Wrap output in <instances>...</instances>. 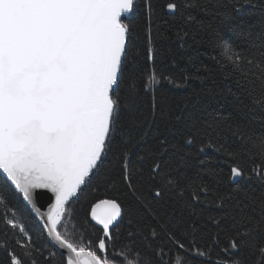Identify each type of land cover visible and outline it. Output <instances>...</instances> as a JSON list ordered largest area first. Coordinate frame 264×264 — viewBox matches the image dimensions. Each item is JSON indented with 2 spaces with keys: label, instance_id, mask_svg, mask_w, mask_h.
Here are the masks:
<instances>
[{
  "label": "snow or ice",
  "instance_id": "snow-or-ice-1",
  "mask_svg": "<svg viewBox=\"0 0 264 264\" xmlns=\"http://www.w3.org/2000/svg\"><path fill=\"white\" fill-rule=\"evenodd\" d=\"M211 2L162 0L157 8L153 0H143L142 8L141 0H0V175L14 186H0V226L5 236L0 241V264H264V204L255 213L236 202L235 214L213 218L217 230L210 241L198 237L193 227L190 236L184 233L187 243L175 233H167V241L153 243L155 228L146 234L120 232L124 218L135 211L120 196L131 193L141 199L127 150L120 154V180L126 191L121 193L115 180L106 179L122 109L137 94L135 86L127 88L124 76L138 12H144L151 45L157 11L161 16L179 15L186 24L199 23L188 9L206 12ZM245 10L264 14V0H232L226 16L234 19ZM183 35L187 32L182 28L177 37ZM238 35L246 47L223 38L212 44L225 78L240 90L234 95L242 109L264 113V34L248 30ZM253 47L258 57L246 54ZM147 51L154 61L156 52L151 46ZM161 77L177 88L186 86L188 79L176 82L169 75L158 76L153 68L139 87L154 92ZM186 127L184 146L199 142L201 153L208 149L222 153L230 182L253 176L264 182V135L229 124L227 131L241 143L227 149L220 143L225 129L219 124L192 120ZM148 179L154 182L152 199L157 202L169 196L174 205L192 209L210 195L220 199L203 183L170 177L161 163L151 166ZM93 181L105 182V195L87 214L84 227L90 235L78 238L72 205ZM17 196L34 215L41 212L42 197L54 198L46 218L38 215L39 231L46 232L43 244L35 242L27 217L15 202ZM221 220L230 223L222 225Z\"/></svg>",
  "mask_w": 264,
  "mask_h": 264
},
{
  "label": "trees",
  "instance_id": "trees-1",
  "mask_svg": "<svg viewBox=\"0 0 264 264\" xmlns=\"http://www.w3.org/2000/svg\"><path fill=\"white\" fill-rule=\"evenodd\" d=\"M162 0H153L158 8ZM232 0H212L208 11L188 9L197 17L199 23L186 24L179 15L165 13L163 16L157 11L153 20L151 45L144 12H138V22L135 24L133 42L128 53V65L125 72V84L128 89L135 86L136 95L129 98L130 106L122 109L123 118L114 146L110 163L107 166L106 179L115 180L121 193L126 191L124 182L120 180V154L127 150L132 161V180L137 184L141 199L137 200L128 193L120 199L134 206L135 211L124 218L120 232L141 231L148 233L155 228L157 237L153 243L167 241V233L188 242L184 233L191 235L193 227L197 236L210 241V234L217 230L213 218L220 219L226 212L235 214L238 210L233 207L236 202L245 207V211L254 210L258 213L264 204V182L257 177L241 179L238 182L229 181V170L224 162L222 153L208 149L200 152L199 142L192 146H184L186 125L192 120L201 123L219 124L225 129L220 143L227 149L238 148L241 141L227 131V126H244L255 136L264 135V113L256 109L249 113L242 109L236 99L240 90L236 84L225 78L221 70V60L218 49L213 47L212 41L223 38L229 43L245 46L244 40L238 35L240 31L251 30L257 34H264V14L260 11L245 10L240 17L229 19L226 13L231 12ZM143 8V0H141ZM235 16V14H232ZM243 19L247 23L240 24ZM184 29L187 35L177 37V32ZM151 46L156 52L154 61L148 59V48ZM246 54H256L253 47ZM155 68L157 75H169L176 82L184 80L186 86L173 87L162 77L157 90L145 92L139 87L148 79V74ZM236 94V95H234ZM155 97V108L153 107ZM243 98V97H241ZM247 103V101H245ZM181 116L177 120V116ZM253 116L255 119H253ZM161 163L164 170L172 178H187L197 184L203 183L210 187L220 199L210 195L207 199L195 204L194 208H182L173 204L169 196L157 202L152 199V181L148 179L151 166ZM219 177V179H217ZM10 186L0 175V186ZM100 191H96V187ZM105 182L93 181V185L81 195L72 205L77 227V237L83 235L85 239L91 230H85V220L91 205L105 195ZM20 211L27 217V226L36 237L37 244L45 242L46 235L40 232L41 225L33 216L22 197H15ZM221 205V206H218ZM2 210V209H0ZM195 213V215H193ZM131 221V223H129ZM230 220H221L222 225H228ZM63 231V228L61 229ZM5 239L0 226V241ZM199 239L197 243H201ZM142 244V240L137 241ZM54 250V249H53ZM3 253L0 252V256Z\"/></svg>",
  "mask_w": 264,
  "mask_h": 264
},
{
  "label": "water",
  "instance_id": "water-1",
  "mask_svg": "<svg viewBox=\"0 0 264 264\" xmlns=\"http://www.w3.org/2000/svg\"><path fill=\"white\" fill-rule=\"evenodd\" d=\"M8 183L10 184V182H8ZM11 187H14V186H11ZM49 196H51V194H49ZM49 196L42 197L41 204L43 205V207H41V212L38 214L39 216H44L46 218L47 211L51 207V204L54 203V198H52L51 200H49ZM27 207L30 210V206H27ZM30 212H31V210H30ZM38 215H34L33 214V216L37 219L38 223L41 225V222L38 219ZM44 233L46 235V232H44ZM49 243H51V241H49ZM53 249L55 250V246L54 245H53Z\"/></svg>",
  "mask_w": 264,
  "mask_h": 264
}]
</instances>
